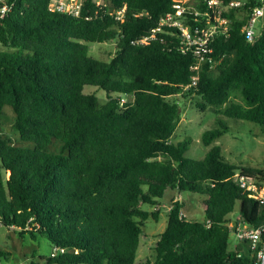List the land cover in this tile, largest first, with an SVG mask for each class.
<instances>
[{"label": "trees", "instance_id": "1", "mask_svg": "<svg viewBox=\"0 0 264 264\" xmlns=\"http://www.w3.org/2000/svg\"><path fill=\"white\" fill-rule=\"evenodd\" d=\"M0 1L8 7L0 19V115L11 108L12 130L29 144L17 145L0 125V223L65 249L48 264H136L144 222L160 217L142 206L189 192L207 197L204 219L188 221L175 203L154 264H254L247 244L229 247L227 224L237 205L246 223L264 224V205L234 181L240 173L264 185V171L241 169L211 147L228 131L220 120L202 135L211 147L205 158H187L192 139L173 143L181 110L168 98L199 99L206 110L238 94L244 105L216 112L264 126V22L247 42L245 17L232 13L230 36L212 45L214 64L186 91L195 60L181 52L178 33L137 43L175 0H85L79 18L50 12L51 0ZM123 8L121 23L113 13ZM113 41L109 62L89 54L88 43ZM86 86L108 101L85 94ZM8 256L0 250V260Z\"/></svg>", "mask_w": 264, "mask_h": 264}, {"label": "rangeland", "instance_id": "2", "mask_svg": "<svg viewBox=\"0 0 264 264\" xmlns=\"http://www.w3.org/2000/svg\"><path fill=\"white\" fill-rule=\"evenodd\" d=\"M88 46L89 54L93 58L104 62H109L116 51L115 41L104 44L88 43ZM213 72L216 73L215 66ZM84 92L85 94L96 95L100 104H105L108 101L106 93L96 87L86 86ZM168 100L178 104L181 110L177 130L172 137L173 143L182 142L186 138L192 139L191 147L186 153L187 158L201 160L205 158L211 147L219 146L223 157L239 168L264 171V126L226 118L221 113L216 112L217 110L224 111L232 103L244 105L241 96L233 94L230 102L225 107L219 109L209 107L206 110H202L197 106L196 103L199 99H185L179 95L170 97ZM14 118L15 115L11 108L6 107L0 115L1 130L16 141L17 145L29 146V144L21 143L18 134L12 130ZM219 120L228 128L227 133L217 139L211 147H205L202 142L203 133L218 128L217 121ZM58 147V143H54L51 150L55 152ZM174 196H179L180 201L184 204L183 212L188 221L194 222L204 219L207 197L199 194L168 191L155 207L143 205L142 209L145 211H159L160 217L158 221L150 218L144 222L136 264L147 262L154 264V248L159 236L166 229L167 216L173 206ZM238 208L237 205L236 211L230 215L231 219L238 216ZM243 245L244 243L238 242L231 235L229 244L231 249ZM0 250L9 253L8 260H0V264H48L46 258L50 255L51 247L45 240L32 241L28 237L21 238L13 228H7L0 223Z\"/></svg>", "mask_w": 264, "mask_h": 264}, {"label": "built area", "instance_id": "3", "mask_svg": "<svg viewBox=\"0 0 264 264\" xmlns=\"http://www.w3.org/2000/svg\"><path fill=\"white\" fill-rule=\"evenodd\" d=\"M84 1L51 0L49 11L79 18ZM96 1L100 5V2ZM7 12L8 7L3 1H0V19H3ZM232 13L240 19L245 17L241 31L247 42H253L259 29L263 26L264 0H254V3L251 0H175L173 11L162 17L157 28L152 30L148 37L139 40L137 43L147 45L155 39L158 33H172L171 31L178 33L181 52L190 54L195 60L191 67V71L194 72L192 82L185 87L187 91L191 87L197 86L203 66L214 64L211 57L212 45L217 38L230 36ZM113 14L115 19L122 23L128 11L123 8ZM234 181L250 198L264 205V185L258 182L256 178L237 173ZM180 200V197L176 196L172 204L181 203ZM180 215L186 218L183 210ZM227 226L231 235L238 242L248 245L254 258V264H264V224L254 227L246 223L238 214V216L230 219ZM65 252V249L53 247L49 256L55 258Z\"/></svg>", "mask_w": 264, "mask_h": 264}, {"label": "water", "instance_id": "4", "mask_svg": "<svg viewBox=\"0 0 264 264\" xmlns=\"http://www.w3.org/2000/svg\"><path fill=\"white\" fill-rule=\"evenodd\" d=\"M122 98H123V99H125V98H126V96H122Z\"/></svg>", "mask_w": 264, "mask_h": 264}, {"label": "crops", "instance_id": "5", "mask_svg": "<svg viewBox=\"0 0 264 264\" xmlns=\"http://www.w3.org/2000/svg\"><path fill=\"white\" fill-rule=\"evenodd\" d=\"M174 197H176V196H174Z\"/></svg>", "mask_w": 264, "mask_h": 264}]
</instances>
